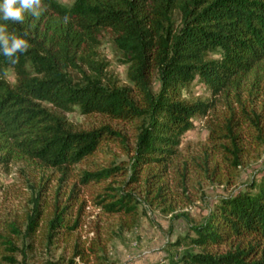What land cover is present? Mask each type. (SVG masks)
<instances>
[{
  "label": "trees",
  "instance_id": "16d2710c",
  "mask_svg": "<svg viewBox=\"0 0 264 264\" xmlns=\"http://www.w3.org/2000/svg\"><path fill=\"white\" fill-rule=\"evenodd\" d=\"M24 15L22 23L0 19L30 45L17 54L15 64L0 54V166L18 159L68 171L118 135L109 126L75 130L61 115L75 108L138 124L128 169L83 172L81 182L99 186L130 173L117 188H95L109 191L96 197L103 214L118 217L119 232L136 225L140 203L172 214L168 176L181 139L193 120L212 108L206 100H185L183 91L197 78L215 98L264 73V0H73L69 6L41 0L38 17ZM105 32L126 58L131 88H119L107 76L98 53ZM213 53L219 56L211 58ZM6 70L13 72L14 83L3 77ZM76 73L82 79H75ZM226 121L224 133L212 139L227 141L219 147L236 169L242 164L239 137L232 119ZM144 173L146 197L141 200L128 188ZM184 173L186 165L179 176ZM62 215L49 223L42 242L69 245L79 218L70 224ZM37 216L29 219L25 239L34 240ZM172 217L190 224L184 236L168 243L171 252L163 264H264V169L242 189L219 196L200 222H191L187 214ZM17 234L12 224L0 233V262L16 263ZM220 246L228 250H213ZM104 248L98 239L89 240L87 248L77 244L69 264L75 257H94L101 264L98 254Z\"/></svg>",
  "mask_w": 264,
  "mask_h": 264
},
{
  "label": "rangeland",
  "instance_id": "374dc122",
  "mask_svg": "<svg viewBox=\"0 0 264 264\" xmlns=\"http://www.w3.org/2000/svg\"><path fill=\"white\" fill-rule=\"evenodd\" d=\"M58 1L65 6L73 2ZM98 53L100 59L107 64V76L115 81L116 86L131 88L127 78L126 58L106 32L100 37ZM218 56L213 53L211 58ZM87 74L90 72L87 71ZM73 76L75 79H82L80 74ZM3 77L10 83L15 82L11 70H6ZM156 78L155 74L153 83ZM183 97L191 102L209 101L212 108L207 116L196 117L193 128L181 139L174 167L168 176L167 199L173 205L174 212L166 214L160 207L140 203L139 218L130 230L119 232L118 217L103 214L96 196L109 191L95 189L105 188L107 184L117 188L130 173L93 187L82 184L81 178L83 172L92 173L110 167L127 170L132 154L130 151L135 146L138 124H121L100 115H85L75 108L70 113L61 114L75 130L90 131L109 126L118 135L68 171L47 169L18 159L0 166V233L9 224L20 232L17 234L20 240L18 251L14 254V264H69L75 245L87 248L91 239H98L100 245L102 243L105 246L101 253L103 255L98 254L101 264L166 263L165 256L171 252L168 243L177 236H184L190 224L182 218L172 216L187 214L191 222H200L219 196L237 192L264 169V73L249 76L238 87L215 98L210 96L196 78L183 91ZM227 119H232L235 123L233 129L238 134V144L241 147L242 164L236 169L226 160L228 154L219 147L226 145L227 141L212 139V136L224 133L222 129L227 124ZM184 165L186 173L182 177L179 174L183 172ZM146 177L145 173L142 174L140 181L131 183L128 188L141 200L146 197ZM36 213L38 216L34 240L25 239L29 219ZM56 215L67 218L70 224L79 218V227L74 231L67 247L42 242L49 223ZM97 230H100V237L97 236ZM107 238L110 240L104 241ZM26 245L31 247L26 248ZM213 250L225 252L228 246ZM0 264L10 263L1 261ZM74 264H98V260L90 257L89 261H83L75 257Z\"/></svg>",
  "mask_w": 264,
  "mask_h": 264
},
{
  "label": "clouds",
  "instance_id": "9594fccd",
  "mask_svg": "<svg viewBox=\"0 0 264 264\" xmlns=\"http://www.w3.org/2000/svg\"><path fill=\"white\" fill-rule=\"evenodd\" d=\"M41 0H2L0 2V19L22 23L25 12L33 16L40 15ZM26 35V34H25ZM30 45L26 39L10 33L6 24H0V54L11 64L18 62V53H24Z\"/></svg>",
  "mask_w": 264,
  "mask_h": 264
}]
</instances>
